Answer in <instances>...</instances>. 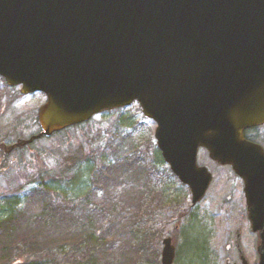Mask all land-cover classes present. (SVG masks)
Returning <instances> with one entry per match:
<instances>
[{
  "label": "water",
  "instance_id": "water-1",
  "mask_svg": "<svg viewBox=\"0 0 264 264\" xmlns=\"http://www.w3.org/2000/svg\"><path fill=\"white\" fill-rule=\"evenodd\" d=\"M0 77L46 97L39 133L8 149L137 101L192 206L212 180L206 149L242 179L264 264V149L243 135L264 123V0H0Z\"/></svg>",
  "mask_w": 264,
  "mask_h": 264
},
{
  "label": "trees",
  "instance_id": "trees-1",
  "mask_svg": "<svg viewBox=\"0 0 264 264\" xmlns=\"http://www.w3.org/2000/svg\"><path fill=\"white\" fill-rule=\"evenodd\" d=\"M83 135L88 136L87 131ZM127 150L132 156L125 153L118 162L102 155L94 158L93 148L91 163L65 149L50 162L51 173H37L28 188L4 195L0 264H141L156 254L154 249L147 253L146 246L157 230L154 225L145 227L142 219L149 212L151 220H161L156 210L164 209L165 193L151 181V173L161 166L165 174L176 178L155 144L152 156L146 148L135 151L132 144ZM146 155L151 158L146 164L149 171L144 166ZM80 165L86 166L87 178L78 173ZM120 184L123 191L117 193ZM197 220L196 214L189 215L186 226H180L181 234L186 230L181 250L185 264H209L208 235L191 231L200 223Z\"/></svg>",
  "mask_w": 264,
  "mask_h": 264
},
{
  "label": "rangeland",
  "instance_id": "rangeland-1",
  "mask_svg": "<svg viewBox=\"0 0 264 264\" xmlns=\"http://www.w3.org/2000/svg\"><path fill=\"white\" fill-rule=\"evenodd\" d=\"M44 99L41 93L21 95L19 87H8L0 78V149L11 146L17 138H28L39 130L36 124V111ZM154 128L155 123L146 118L139 105L133 102L126 107L100 113L94 116L89 124L77 129L70 128L62 133L41 138L18 152L12 150L3 156V152L0 151V215L4 211V207L1 208L2 197L28 188V182L32 181V177H36L37 173H51L53 164L50 162L63 150L69 149L74 156H84L83 159L86 158L91 163L93 148L96 151L94 158L102 155L110 161L116 159L121 162V159L127 156L125 153L132 156L127 150L131 144L135 151L142 152L146 148L152 156L155 144ZM85 131L88 136L83 135ZM259 132L264 133V127ZM118 145L122 149L115 147ZM144 160L145 169L148 170L150 166L146 164L151 158L146 155ZM197 164L206 166L213 179L204 199L194 207L190 206L186 186L165 174V169L161 166L153 169L151 181L156 186L159 184L160 190L164 188L165 204L163 203L162 211L156 210L162 214L161 220H151L153 218L149 212L142 219L145 227L154 225L157 232H154L152 243L146 246L147 253L154 249L156 254H150L141 264H160V241L166 236L172 238L176 254L180 248L179 259L173 264H185L187 258L182 255L181 250L186 230L184 229L181 234L180 226L185 227L186 217L189 215L195 217V214L197 222L200 223H195L191 231H195L196 234L202 232L205 237L208 235L209 264H223L226 260L237 262V245L240 246L249 264H258L255 250L258 238L251 232L248 221L243 217L244 197L241 179L229 167L213 162L204 148L197 151ZM85 167L80 165L77 169L78 173L82 174V179L87 178ZM115 190L117 193L121 192L123 186ZM166 220H169V223L164 225L163 222ZM176 223L179 231L173 227ZM120 235L121 233L118 234Z\"/></svg>",
  "mask_w": 264,
  "mask_h": 264
},
{
  "label": "flooded vegetation",
  "instance_id": "flooded-vegetation-1",
  "mask_svg": "<svg viewBox=\"0 0 264 264\" xmlns=\"http://www.w3.org/2000/svg\"><path fill=\"white\" fill-rule=\"evenodd\" d=\"M264 127V124L262 125H258V126H254V127H251V128H248L246 130H244V137L248 140V141H251V142H254L256 144H259L260 146H262V148L264 149V133H261L259 132L260 129ZM21 140V139H20ZM16 141V140H15ZM15 144V143H14ZM13 144V145H14ZM24 146H29L28 144L27 145H23V146H17V147H13L12 149H1L0 151H2L4 153L6 152H10V151H20L22 150L21 148L24 147ZM242 182V180H241ZM243 197H244V194H243ZM243 210H244V219L248 221V218H247V211H246V206H245V198H244V207H243ZM249 223V222H248ZM250 225V224H249ZM177 231L179 226L178 224H175L173 226ZM253 234L256 235V237L258 238V233L257 232H252ZM172 239V238H171ZM173 243V241H172ZM256 250V248H255ZM256 254H257V250H256ZM257 257H258V254H257ZM259 262V261H258ZM226 263H235V264H249L248 260L245 258V256L242 254V250L240 248V246L237 245V262L236 261H229V260H226V262H224L223 264H226Z\"/></svg>",
  "mask_w": 264,
  "mask_h": 264
},
{
  "label": "bare ground",
  "instance_id": "bare-ground-1",
  "mask_svg": "<svg viewBox=\"0 0 264 264\" xmlns=\"http://www.w3.org/2000/svg\"><path fill=\"white\" fill-rule=\"evenodd\" d=\"M154 140H155V138H154ZM155 142H156V140H155ZM173 262H175V259L173 260ZM173 262H172V264H173Z\"/></svg>",
  "mask_w": 264,
  "mask_h": 264
}]
</instances>
